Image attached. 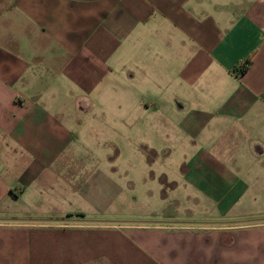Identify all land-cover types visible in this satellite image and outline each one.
<instances>
[{"label": "crops", "instance_id": "1", "mask_svg": "<svg viewBox=\"0 0 264 264\" xmlns=\"http://www.w3.org/2000/svg\"><path fill=\"white\" fill-rule=\"evenodd\" d=\"M106 131L179 213L63 204L111 200L71 164ZM261 199L264 0H0V264H264Z\"/></svg>", "mask_w": 264, "mask_h": 264}, {"label": "rangeland", "instance_id": "2", "mask_svg": "<svg viewBox=\"0 0 264 264\" xmlns=\"http://www.w3.org/2000/svg\"><path fill=\"white\" fill-rule=\"evenodd\" d=\"M111 96L112 94L104 99L111 100ZM104 111L106 113L104 115L105 122L110 123L112 116H108L107 113L112 112V110L105 109ZM111 127L112 124L109 126V129ZM98 143L103 144L101 152L97 151V144L95 141L86 142V146L90 151L89 154H83L82 151H84V149H78L79 147H77L76 150L75 148L71 164L83 169H89V180L95 181L96 189L98 192L103 193L102 198L106 199L110 196L111 200L106 202V205L102 206V210L96 209L97 207L81 199H72V202L64 201L63 204H69L73 206V208L77 207V209L82 208L85 210L84 213L87 216L90 215L89 213L91 211L97 210L104 215L105 218L102 219L111 216L112 218L109 219L117 222L143 219L141 217L146 215L149 210H159L160 214L164 213L169 215H173L176 212L179 213L178 211L182 206H176L175 204L169 203L171 199L164 200L161 204L156 198L158 191L152 189L154 186H149L147 184L150 183L148 171L150 167L148 168L144 165V156H139V154H142L141 152H143L141 142H136L133 139L130 141H123L115 138L114 140L109 131H106L104 137L102 140H99ZM138 147L140 148L136 151V148ZM116 149H120V154L118 156ZM174 160L175 158H173L172 161L174 162ZM165 174L170 177H176V174L172 172H167ZM153 175L156 176L157 172H153ZM145 186L151 189L147 191L148 189H146ZM262 200L264 199L256 200L255 207L262 209L264 207V202ZM57 204L59 203L53 204L52 206L54 207L55 205L56 207ZM38 206L40 207V205ZM10 207H15V205L0 203V209ZM72 211L76 210H71L70 212ZM183 211L194 213L191 208H187ZM137 215L139 218H132ZM4 217L5 214L0 213V218ZM84 219L90 220L91 218L87 217ZM4 237L5 234L0 235V240ZM6 249L9 248L6 247ZM18 259V254H13L12 252L6 257V260L10 261H18Z\"/></svg>", "mask_w": 264, "mask_h": 264}]
</instances>
